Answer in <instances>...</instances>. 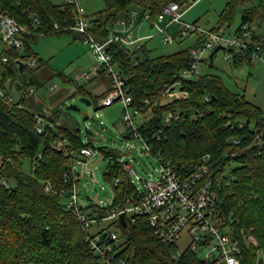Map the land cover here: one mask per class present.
I'll list each match as a JSON object with an SVG mask.
<instances>
[{"label":"trees","instance_id":"1","mask_svg":"<svg viewBox=\"0 0 264 264\" xmlns=\"http://www.w3.org/2000/svg\"><path fill=\"white\" fill-rule=\"evenodd\" d=\"M102 1L104 8L90 20V33L98 42L115 33L120 20L129 25L133 11L138 22L145 14L154 22L167 4L183 5L188 0ZM243 5L246 6L236 31L244 23H256L254 38L260 42L262 57L264 27L262 33L258 29L264 22V0H227L217 27L210 30L219 32L221 27L229 26L236 9ZM0 12L29 30L22 34L20 47H6L0 35V90L5 94L9 78L19 89L34 82L23 80L22 74L30 69L28 61L36 58L30 41L37 35L74 32L83 39L74 30L53 27L55 22L60 27L74 24L77 7L71 2L0 0ZM201 42L199 36L194 47ZM191 49L150 56L144 44L131 48L111 41L106 46L131 97V107L148 116L136 123L138 139L148 145V152L157 161L168 162L182 177L203 156L208 157V176L216 193L213 207L219 221H232L235 228L250 229L258 248L264 251V113L244 93L230 91L218 75L182 77V71L193 60ZM220 49L214 48L209 58L212 60ZM231 53L235 66L254 59L250 50ZM84 88L85 85H77L76 92L92 102L91 94ZM175 89L186 91L187 97L170 96ZM104 96L94 99L99 103ZM169 112L171 118L167 121L165 116ZM123 137L135 138L128 128ZM59 141L63 143L61 148L57 147ZM87 146L93 148L88 134L87 142H83L80 123L68 109L58 107L47 115L28 97L10 102L0 96V264H108L105 256L91 247L90 238L100 235L106 242L115 230L118 236L110 239L109 264H207L188 249L175 263V244L162 242L145 216H125L124 222L107 219L115 208H123L139 195L116 149L98 148L103 157L111 160L104 178L113 183V199L107 206L94 202L80 205L88 220L95 219L88 225L80 221L68 206V199L70 189L79 181L73 157H78ZM116 178L119 181L114 183ZM105 220H111L108 226L91 232L94 224ZM241 247L242 263H255L256 247L246 243Z\"/></svg>","mask_w":264,"mask_h":264},{"label":"rangeland","instance_id":"2","mask_svg":"<svg viewBox=\"0 0 264 264\" xmlns=\"http://www.w3.org/2000/svg\"><path fill=\"white\" fill-rule=\"evenodd\" d=\"M59 3L61 0H53ZM227 0H200L186 9L181 20L186 23H195L200 29H212L217 27L219 14L225 7ZM80 6L88 19L95 17L98 11L104 8L102 0H79ZM246 5L239 6L229 26L219 29L225 35L234 34L241 20V13ZM138 15L131 16L130 24L133 38H142L140 44H144L150 52V56L169 55L180 49L193 48L199 38V32H190L180 36L177 33V24L169 26V41L164 43L162 35L157 34L153 21L144 18L138 22ZM168 16H165V21ZM117 27L121 28L117 22ZM264 22L258 29L263 32ZM31 47L36 54L34 62L30 59V69L23 71V80L34 82L24 89H19L13 78L6 83V91L15 99L28 97L33 100L34 105L49 115L56 108L66 109L74 105L78 110L69 109L70 114L78 120L82 130L83 142H87V134L91 140L96 153L88 160L86 167L75 164L78 174V184L75 186L78 194V202L85 207L90 202L107 206L113 199V183L104 178V172L111 161L108 157L98 151V148L107 146L116 149L124 168L129 165L143 180L153 178L158 170L157 160L145 148L138 138L123 137L125 126L121 118L122 105L115 101L110 106H99L94 96L106 95L113 88L112 76L104 64L96 60L90 46L73 33H60L44 35L39 34L33 41ZM0 40V50L2 48ZM134 48V46H130ZM212 50L205 52L203 60L197 65L200 74L211 73L220 76L223 84L233 92L244 93L246 98L258 105L264 113V55L262 58H254L251 63L244 61L235 66L231 60L224 57V50L216 52L211 60L209 58ZM40 59V60H39ZM212 61L210 65L209 62ZM98 67V71L94 68ZM113 70H117L113 64ZM90 80V81H88ZM77 85H85V90L91 94L92 102L87 105L78 94ZM148 116L142 114L136 120L138 124ZM129 176V172H126ZM227 170L225 171V174ZM135 175L131 179L136 186H141ZM114 183H116L114 181ZM46 188V187H45ZM111 220H105L101 224H94L91 232L101 227L108 226ZM114 230L115 228L111 227ZM118 233V230H115ZM187 243L185 231L178 241L179 247L184 248Z\"/></svg>","mask_w":264,"mask_h":264},{"label":"built area","instance_id":"3","mask_svg":"<svg viewBox=\"0 0 264 264\" xmlns=\"http://www.w3.org/2000/svg\"><path fill=\"white\" fill-rule=\"evenodd\" d=\"M200 0H188L185 4L169 3L162 9L161 14L153 22L157 34L162 35V41L168 42L170 37L168 28L171 24H177V33L180 36L187 35L190 32H199L202 42L190 50L193 59L190 66L182 71L181 76L186 79L197 78L200 73L197 65L203 60L205 52L220 47L224 50V57L233 60L231 51L240 52L250 50L252 58L261 57L260 42L254 38L256 34V23H244L235 31L234 34H223L208 29H200L195 23H186L181 20L185 8L192 6ZM64 2L74 3L77 7L75 12V22L72 26H59L57 22L53 24L55 30L71 29L83 35V43L88 44L96 57V60L104 64L111 72L113 88L104 97L99 100L100 106H110L115 101L122 105L121 118L125 128L132 131V135L138 138L136 120L140 112L131 107V97L127 94V88L124 82L119 78L117 70H113L110 56L106 52V46L111 41H120L127 46L139 47V41L142 38H133L131 25H127L124 20H120L121 28H117L105 41L98 42L90 33L92 26L79 0H64ZM136 11L132 12L136 16ZM165 16L168 20L165 21ZM144 18H149L148 14ZM36 21V20H35ZM23 33H29V30L19 24L13 17L0 12V35L6 47H20L23 44L21 38ZM231 50V51H230ZM5 60V58H4ZM32 63L34 60L31 61ZM170 96L186 98L187 92L175 89ZM0 96H4L8 101H13L14 96L10 93L5 94L0 90ZM166 120H170L171 113H167ZM39 122L41 118L37 116ZM41 131V128L38 129ZM148 150V145L141 141ZM63 143L59 141L57 147L61 148ZM96 153L92 147H83L79 156L73 157V167L79 164L81 167L88 165V160ZM159 170L151 179H142L129 165H126V172L135 175L141 181V186H136L139 193L138 198L123 208H115L107 219L118 218L120 213L125 216H145L150 226L155 230L158 238L164 243H174L176 250L172 253V259L175 263L179 262L185 249L196 253L201 260L207 264H243L242 243L256 247V259L253 264H264V251L258 248V242L252 235L250 229L246 227L235 228L232 221L220 222L219 214L213 207L216 199V193L212 189V179L209 175L210 167L208 157L203 156L200 163L193 167V170L187 176L178 175L168 162L157 161ZM118 178L115 179L117 183ZM132 181V179H131ZM133 182V181H132ZM47 188V187H46ZM111 203V202H110ZM101 205V204H100ZM68 206L78 216L79 220L87 225L95 219L88 220L80 209L76 187L69 191ZM236 220V219H235ZM234 220V221H235ZM187 235V243L184 248L179 247L178 241L182 233ZM118 233L111 231L108 241L103 242L100 235L90 238L91 247L99 254L105 256L109 264L111 257L108 251L112 250L111 240L116 239ZM102 241V243L100 242ZM108 254V255H107Z\"/></svg>","mask_w":264,"mask_h":264},{"label":"water","instance_id":"4","mask_svg":"<svg viewBox=\"0 0 264 264\" xmlns=\"http://www.w3.org/2000/svg\"><path fill=\"white\" fill-rule=\"evenodd\" d=\"M82 101H84L87 105L91 104V101L87 98V97H82L81 98ZM66 109H75V110H78V108L74 105H69ZM118 219L121 221V222H124L125 221V217H124V213H120L119 216H118Z\"/></svg>","mask_w":264,"mask_h":264}]
</instances>
